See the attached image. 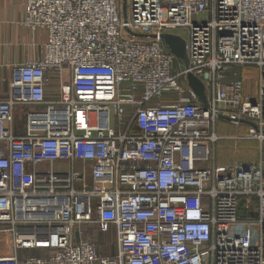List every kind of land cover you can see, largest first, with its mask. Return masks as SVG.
Returning <instances> with one entry per match:
<instances>
[{
	"label": "built area",
	"instance_id": "2783aa9c",
	"mask_svg": "<svg viewBox=\"0 0 264 264\" xmlns=\"http://www.w3.org/2000/svg\"><path fill=\"white\" fill-rule=\"evenodd\" d=\"M127 12L27 0L21 24L46 41L0 100V264H264V0H129ZM181 28L187 67L162 38ZM232 66L258 70L256 97ZM221 115L250 124L260 161L213 162Z\"/></svg>",
	"mask_w": 264,
	"mask_h": 264
},
{
	"label": "crops",
	"instance_id": "0c3cea01",
	"mask_svg": "<svg viewBox=\"0 0 264 264\" xmlns=\"http://www.w3.org/2000/svg\"><path fill=\"white\" fill-rule=\"evenodd\" d=\"M27 0H0V100L6 97L9 80L11 78V68L14 64L26 61L29 58L40 57L43 52V44L46 36L43 32L33 31L24 27L21 21L25 15V5ZM247 66H232L228 71V79L239 77L244 82V94L256 97L246 89L245 78ZM256 69V68H254ZM257 70V69H256ZM258 76L259 72L257 70ZM259 90V81H258ZM59 89L55 80L46 86L47 99L58 98ZM242 125L248 126L244 134H237L236 129ZM16 132L21 134L24 131V124H17ZM250 124L242 121L239 125L233 124L230 120L220 118L216 123V133L219 140L214 145L213 162L217 165H233L236 163L258 162L262 158L260 142L256 139L248 138ZM219 130L222 133H219ZM236 132V133H235ZM223 138L231 139L235 142L241 140L252 141L255 149V155L251 160H225L222 141ZM237 145V144H235ZM227 159V158H226ZM233 159V158H232Z\"/></svg>",
	"mask_w": 264,
	"mask_h": 264
},
{
	"label": "rangeland",
	"instance_id": "374dc122",
	"mask_svg": "<svg viewBox=\"0 0 264 264\" xmlns=\"http://www.w3.org/2000/svg\"><path fill=\"white\" fill-rule=\"evenodd\" d=\"M121 1L123 4V0ZM128 10H129V0H127V11ZM175 33L177 35H180L184 39L187 38V30L185 28L178 29L177 31H175ZM179 64L180 65L182 64V60L177 58V62L175 64L176 67ZM258 81H259V76H258L257 70L254 68H249L246 71L245 85H246V89L250 91V93H252L253 95H258ZM26 111H27L26 109L21 107L20 110L16 113L15 119L18 125L19 123L21 125L25 124V115L27 113ZM247 128L248 126L242 125L240 128L236 129V132L237 134H244L247 132L248 130ZM219 133H222V131L219 130ZM223 139H224L222 141L223 152L227 153V154H222L225 157L223 159L237 160V161L239 159V160L247 161V160H251L252 157L255 155V149H254V145L252 141L241 140V141L235 142L228 138H223ZM247 163H251V162H247ZM244 214L245 213L243 212V215ZM254 215L252 214V218H254L255 220L256 215L255 216ZM248 230H250L253 234L256 233V227L253 224H250V226L248 227ZM90 237H92V231H90ZM108 239H111V238L109 237ZM96 240L99 241L100 243L103 242L102 236H100L98 239L96 238ZM107 251L108 249H106V252L104 250V253H107ZM38 252L39 251H30L27 256L38 255Z\"/></svg>",
	"mask_w": 264,
	"mask_h": 264
},
{
	"label": "water",
	"instance_id": "95a60500",
	"mask_svg": "<svg viewBox=\"0 0 264 264\" xmlns=\"http://www.w3.org/2000/svg\"><path fill=\"white\" fill-rule=\"evenodd\" d=\"M123 9V16L124 20L127 21L128 19V12H127V0H123L122 4ZM135 36H139L137 33H132ZM162 38L165 41V44L171 50V52L178 58L181 59L186 67L188 66V57L186 51V42L184 38L180 35L173 34V33H164ZM188 84L190 88L199 96V98L206 104L207 103V95L205 85L200 78L195 75L188 74ZM220 118H224L230 120L228 116L221 115Z\"/></svg>",
	"mask_w": 264,
	"mask_h": 264
},
{
	"label": "trees",
	"instance_id": "16d2710c",
	"mask_svg": "<svg viewBox=\"0 0 264 264\" xmlns=\"http://www.w3.org/2000/svg\"><path fill=\"white\" fill-rule=\"evenodd\" d=\"M88 237H90V236H88ZM108 238H109V236H107V235H103V236H102L103 243H106L107 240H108ZM102 245L104 246V244H102ZM102 250H105V248L103 247ZM38 254L43 255L44 253H38Z\"/></svg>",
	"mask_w": 264,
	"mask_h": 264
}]
</instances>
